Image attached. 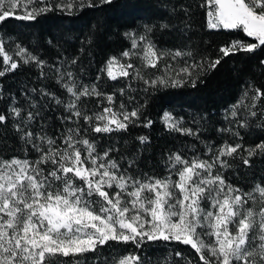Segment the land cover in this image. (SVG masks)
I'll list each match as a JSON object with an SVG mask.
<instances>
[{
	"label": "snow or ice",
	"instance_id": "1",
	"mask_svg": "<svg viewBox=\"0 0 264 264\" xmlns=\"http://www.w3.org/2000/svg\"><path fill=\"white\" fill-rule=\"evenodd\" d=\"M112 3L0 0V22L10 17L35 21L55 10L71 15L74 8ZM200 6L206 9L208 29L242 31L255 42L232 40L211 58L199 55L191 45L161 48L152 39L156 26L145 25L143 32L124 33L130 47L109 57L100 72L111 81H141L144 92L188 83L195 87L201 76L230 55L252 53L264 46V0H203ZM176 11V7L171 9L173 14ZM182 11L189 15L188 8ZM181 22L183 30L190 27L186 20ZM173 26L161 23L159 28L163 31ZM87 42L91 43V38ZM16 49L15 55L24 64H35L41 78L46 76L44 60L19 44ZM0 57V77L20 66L3 38ZM133 58L140 61L139 66L130 62ZM77 59L69 62V68ZM148 68L156 72L145 75ZM55 72L56 83L68 94L67 99L44 89L39 94L63 108L58 132L48 133L44 105L36 101L17 106L13 97L7 114L0 113V125L11 117L24 152L22 157L0 156V264H88L90 253L94 254L92 264H150L142 254L143 247L158 241L190 246L198 261L179 250L169 254L183 264H264V181L245 190L225 175L233 160L251 167L253 157L264 158V141L247 147L227 140L218 146L205 143L203 156L171 153L165 161L167 175L133 173L135 159L112 156L119 149L102 148L90 133L126 132L141 122L150 127L152 121L143 115L145 105L129 108L123 99L117 103V93L123 97L125 88L110 93L102 90L100 75L96 82L85 84L71 70L57 67ZM93 98L97 100L95 109L88 107ZM230 116V124L236 127L220 131L239 140L243 139L239 129L248 128L250 119L259 118L258 126H264V90L248 84L232 105ZM161 119L166 129L199 139V128L185 127L182 117L166 111ZM193 122L198 121L194 118ZM138 140L145 144L148 138L140 136ZM29 152L35 155L30 157ZM110 242L130 244L134 250L119 255L114 252L102 261L101 250ZM164 264H176V260L166 258Z\"/></svg>",
	"mask_w": 264,
	"mask_h": 264
},
{
	"label": "trees",
	"instance_id": "2",
	"mask_svg": "<svg viewBox=\"0 0 264 264\" xmlns=\"http://www.w3.org/2000/svg\"><path fill=\"white\" fill-rule=\"evenodd\" d=\"M51 2L56 3L58 0ZM202 2L203 0H113L110 5L96 8H74L71 15L55 10L37 17L35 21H21L10 17L0 22V38L5 40L7 50L20 65L16 70L0 77V95L3 96L0 99V113L7 114L13 97L18 102L17 106H26L29 101H36L44 105L43 115L46 117L45 127L48 133L51 135L58 132L60 117L64 115L63 108L54 101L41 97L39 90L44 89L61 99H67L68 94L56 83L55 68L59 67L61 71H73L85 84L96 82L97 75H100L99 84L102 90L109 93L125 88L123 97L117 93V103L123 99L129 108L138 104L145 105L143 115L152 121L150 127H144L141 122L126 132L111 135L90 133L102 148L119 149L112 156L118 159L121 156L135 159L136 166L130 170L133 173L167 175L165 161L171 153L180 152L187 157L199 153L203 156L205 143L218 146L227 140L229 143H243L247 147L264 141V126H258L261 124L259 118L250 119L248 128L239 129L242 140L220 131L230 126L236 127L234 123L230 124L231 107L241 98L248 84L264 90V64H261L264 60V46L252 53L230 55L215 70L201 76L195 87L188 83L182 87H160L144 92L145 85L141 81L124 78L111 81L106 74L100 72L109 57L119 56L130 47V41L124 37V33L143 32L145 25L156 26L152 39L159 47L176 49L191 45L199 55L207 54L211 58H215L220 46L232 40L255 42L242 31L208 29L206 9L200 6ZM173 7L177 9L174 14L171 12ZM185 7L189 9L188 16L183 15L182 9ZM182 19L190 25L187 30H183ZM161 23H171L174 26L161 31ZM89 38L91 43L87 42ZM17 44L46 62L44 78H41V70L35 64H24L15 55ZM73 58H78L77 63L69 68V62ZM130 62L140 65L136 58ZM168 62L170 61H161V64ZM2 67L0 57V69ZM144 71L145 75L156 72L151 68ZM129 84L130 89L126 87ZM32 89H37V92L34 93ZM130 97L133 98L131 102ZM96 104L95 98L88 101L89 108L95 109ZM166 111L174 117H182L185 127H191L194 131L199 128V139L166 129L161 119ZM226 115L228 119L225 118ZM194 118L198 122H193ZM140 136L148 138L145 144L138 140ZM22 149L23 144L9 117L7 124L0 125V156L22 157ZM34 155L29 152L30 157ZM127 159L124 161L125 167ZM231 163L233 167L225 175L233 184L247 190L254 183L264 181V158L253 157L251 167L244 165L240 159ZM133 250L130 244L110 242L101 250V260L114 252L119 255ZM177 250L197 261L199 259L190 246L174 241L148 242L144 245L142 254L150 264H164L166 258L176 260V264H183L182 260L169 255ZM88 255V264H92L91 257L94 254Z\"/></svg>",
	"mask_w": 264,
	"mask_h": 264
}]
</instances>
